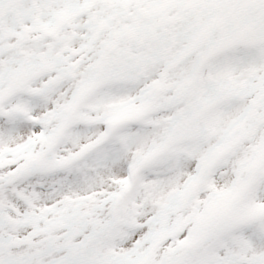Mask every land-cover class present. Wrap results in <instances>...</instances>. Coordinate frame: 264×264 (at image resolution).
<instances>
[{"label": "snow or ice", "instance_id": "1", "mask_svg": "<svg viewBox=\"0 0 264 264\" xmlns=\"http://www.w3.org/2000/svg\"><path fill=\"white\" fill-rule=\"evenodd\" d=\"M0 264H264V0H0Z\"/></svg>", "mask_w": 264, "mask_h": 264}]
</instances>
